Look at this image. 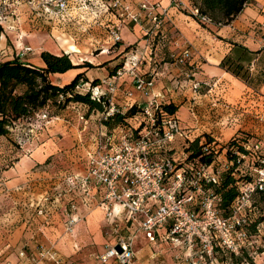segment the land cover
<instances>
[{"label": "crops", "instance_id": "crops-1", "mask_svg": "<svg viewBox=\"0 0 264 264\" xmlns=\"http://www.w3.org/2000/svg\"><path fill=\"white\" fill-rule=\"evenodd\" d=\"M125 1L131 6L138 2V0ZM150 1L168 8V14L164 18L160 30L162 41L158 42L156 48V50L159 49V52H166L168 61L150 62L146 54V44L141 39L143 34L138 25L127 23L121 27L118 32L119 44L116 45V48H112L114 40L99 27L93 32L96 35L102 34L98 40L102 41L99 48L103 52L92 57L91 61H87L93 68L85 72L84 68H80L70 70L62 75H50L51 83L61 87L71 82L79 73H84L86 82L90 83L94 80L99 82L113 75L115 70L124 63V58L129 59L132 55L142 56V58L144 56L137 73L146 81L152 80V85L142 93L137 92L133 87L132 76L123 75L118 81L117 91L112 97L108 95V102L114 107L122 112L131 105L144 109L149 102L154 100L155 96H158L155 99L158 103H171L177 107L175 116L182 125L184 139L188 141L198 138L200 143H203L208 136L214 143L221 146L244 133L250 137L249 142L258 141L264 144V0H251L240 14L228 24L207 26L199 24L183 11L171 7V0ZM103 20L105 23L108 20L107 26L114 23L111 18L103 17ZM125 28L129 30V34L123 33ZM73 45L79 49L80 53L87 50V45ZM131 45H135L136 50L131 49L129 52H124L125 48ZM183 49H188L190 52V65L195 71L189 80L169 57L170 53L179 54ZM39 53L34 56L32 63L36 66H41ZM80 53H70L73 65L83 64L79 61L82 57ZM55 55L57 54L55 53ZM224 59L228 61L231 70L238 72L239 76L222 67L221 63ZM192 81H196L200 85L197 94L192 90ZM128 91L132 93L131 97L126 96ZM128 121L135 124L130 125L131 129L137 128V118ZM64 128L67 131L61 130L64 133L62 139L53 143L49 141L48 145L46 143L44 147L36 149L29 157L25 156L13 164L3 175L4 182L1 185L6 189L5 195H8L13 201V214L10 221L14 224L11 223L12 228L9 230L11 234L7 235L8 242L3 245L0 251L4 254L9 253V259L12 258L13 263L16 261L20 264H30L29 260L35 253L28 252V250L23 251L22 237L27 236L33 238L28 242L31 245L30 248L33 247L32 244L52 248L65 263L77 264L68 255L73 252L72 247L64 246L67 244L64 241L67 237H61V229L65 232L64 211H61L62 220L52 215L48 224L43 226L34 237L28 233L23 234L25 224L21 222L26 218L29 208L27 205L30 202L32 205L35 204V207L40 205L45 208V212L47 211L49 215L54 212L57 215L56 211L63 209L56 198L50 203L43 202L48 191V187L44 186L45 177L41 173L33 172L32 169L36 163H41L49 154L56 152L59 148H67L72 145L78 132L77 127L72 125L68 129L65 126ZM118 130L119 128H116L111 132L121 134L126 131ZM176 139L179 140L182 137ZM3 191L1 188L0 192ZM1 193L0 196L3 195ZM90 196L91 198L77 196L74 199L76 221L71 233L77 238V242L87 238V234H96L99 227H103L104 234L108 236L112 221L121 224L124 236L131 232L138 223L139 218L125 221L122 218L121 207L117 205L113 209V218H106L104 208L100 206L104 198L102 189H91ZM165 231V227H162L158 231L159 236ZM107 240L99 254L112 243V240ZM59 247L68 256L63 254ZM75 250L77 252L78 248L76 247ZM20 251L25 253V258L18 257ZM76 252L74 251V253ZM174 253L175 251L167 245L155 246L149 243L143 234H139L134 243L132 264H173ZM43 264L53 263L46 261ZM108 264H113V262L110 261Z\"/></svg>", "mask_w": 264, "mask_h": 264}, {"label": "built area", "instance_id": "built-area-1", "mask_svg": "<svg viewBox=\"0 0 264 264\" xmlns=\"http://www.w3.org/2000/svg\"><path fill=\"white\" fill-rule=\"evenodd\" d=\"M94 1L96 0H85L80 6L86 8L87 3ZM46 3L54 8L56 15L67 14L73 9L70 6L72 2L67 0H48ZM101 6L106 11H111L113 19L116 20L110 29V36L114 41H119L118 32L127 23L141 27L145 36L161 39L160 30L168 14V8L159 3L138 0L131 6L125 0H111L110 3L104 1ZM170 6L183 11L201 25L212 24L211 19L192 5L190 0H171ZM30 51L29 48H25L21 56ZM171 58L185 78L191 79L195 71L190 65L188 49H183L177 55L172 54ZM141 63L142 57L132 55L125 59L113 75L103 79L100 86H91L88 82H83L77 84L75 91L81 93L79 88L87 86L86 93L93 99L98 100L101 94L112 97L117 90L118 81L123 75L129 74L133 79L134 90L142 93L152 85V80L146 81L137 73ZM191 87L197 94L200 89L199 83L192 81ZM126 96L131 97L132 93L128 91ZM157 97L155 96L142 112V118L150 128H143L138 138H133L131 128L121 134L118 133L119 135L114 131L101 134L95 140L97 151L87 157L85 171L67 178V182L70 183L67 184L65 191H59L56 198L66 196H73V199L77 196L91 198V189H102L104 198L100 206L104 208L106 218H113V209L116 205L121 207L122 218L125 221L139 218L134 229L126 236L121 235L120 223L114 221L110 223L112 243L95 256L97 264H108L110 261L113 264H132L134 243L138 234H143L148 242L155 246L165 244L174 250L173 264H229L227 261H219V253L236 255L242 247L248 248L253 244L244 231L247 224L245 215L246 212H251V197L256 192H264V164L252 170L255 179L240 189L233 202L231 216L221 217L214 208L215 197L209 190L205 191L202 188V181L206 184H216L218 182L216 176L208 174L206 167L199 169L178 167L174 159L161 155L168 144L177 137L185 138V135L176 117H165L160 125H155ZM109 111V115L114 113L113 104L109 103ZM36 118L41 122L52 119L46 110L38 113ZM79 119L83 120V117L79 116ZM139 126L140 124L137 128ZM115 142L117 144L114 146ZM106 146L110 149L103 151ZM245 150L255 152L258 146L247 145ZM155 154L157 156H154ZM46 201L45 197L43 202ZM194 202L198 207L197 213L189 209ZM75 211L76 203L72 202L69 211L65 213L66 233L73 230L76 221ZM37 214L45 215V209L39 208ZM162 227H165L166 231L159 236L158 231ZM18 257L25 258V253L20 251ZM46 261L67 264L52 248L42 246L38 247L29 263L43 264ZM261 264H264V261Z\"/></svg>", "mask_w": 264, "mask_h": 264}, {"label": "rangeland", "instance_id": "rangeland-1", "mask_svg": "<svg viewBox=\"0 0 264 264\" xmlns=\"http://www.w3.org/2000/svg\"><path fill=\"white\" fill-rule=\"evenodd\" d=\"M47 1L48 0H0V27L2 29V33H0V61L11 60L14 57H18L26 63L32 64L34 56H37L39 52L43 51L51 54L56 53L57 55L65 53L70 58L72 55L70 53H80L79 49L73 44H78L79 46L82 44L87 45V50L84 52L81 51L82 53H80L82 57L79 61L82 63L91 61L92 57L103 52H101V48H99L102 41L99 42L98 40L102 37V34L96 35L93 31L100 27L105 34L111 37L110 29H112L116 20L113 19V13L111 11H106L101 6V3L104 1L105 3H110L111 0H96L90 4L87 3L86 8H81L82 6H80L85 0H82V2L80 0H75V3H73L72 0H67L68 2L70 1V3L72 2L70 6L73 7V9L64 15H56L54 8L48 5L46 3ZM103 17L113 19L114 23L107 26L109 24L107 22L108 20H106L105 23ZM140 31H142L143 34L141 39L146 44V54L150 62L152 63L158 60L163 63L168 61L169 59L165 51L159 52V49L156 50L158 42L161 43L162 40L150 35L145 36L141 27ZM123 33L125 35L129 34V30L125 28ZM114 42L112 48L117 47V41ZM129 47L130 49L136 50L135 45ZM25 48H29L31 51L21 56V52L24 51ZM124 60L125 58L123 61ZM143 60L144 56L142 62ZM83 71L85 72L86 69ZM102 81L103 79L96 85H92L91 82L88 83L91 84V86H100ZM83 82L86 81L79 80L78 84H83ZM86 89L87 86L83 88L80 87L79 91L81 93H86ZM108 97L107 95V100ZM60 100H62V98H60ZM107 105H109L108 102ZM88 111V106L81 103H69L66 108L61 111L49 105V107L46 108V112L52 119L41 122L36 116L31 117L28 121L20 123L22 126L18 128V131L10 130L8 135L0 137V189L2 188L4 190L2 192L3 195L0 192L2 195L0 196V239L2 241L0 243V250L3 248V245L8 242L7 235L11 234L9 230L12 228V224H14V222L12 223L10 221L13 214V201L8 195H5L6 189L1 185L4 182L3 175L13 164L25 156L29 157L36 149L44 147L46 143L48 145L49 141L53 143L62 139L64 133L61 130L65 129L64 126L68 129V127L70 128L72 125H76L78 132L76 133V138L72 145L67 148H59L56 152L46 156L41 163H36L32 169L33 172L41 173V175L45 177L44 186L48 187L47 194L44 196V198H47L45 203L52 202L57 197L59 191L62 192L66 190L67 184L70 183V181L67 182V178H71L74 174L85 171L88 155H93V153L97 151L95 140L98 139L101 134L108 132L107 128L103 125L101 113L97 111H89L88 113ZM79 116H82L83 120H80ZM142 119L143 118L139 116L136 123L142 124ZM128 123H131L129 126L135 125L133 122L128 121ZM144 126H146V124H144ZM180 126L182 127V125ZM124 130L127 129L121 127L118 131ZM16 131L25 138V142L22 144L20 150L14 143L16 139L15 135L18 134L15 133ZM23 133H26V136H23ZM135 137H137V135H135ZM189 142L190 141L184 138L179 140L175 139L162 150L161 155L174 159L176 164L182 165V167L189 165L187 162L189 153L186 150L189 146ZM116 144L117 142L114 143V146ZM210 147H213L214 151H216V153L213 154L214 163L212 164V169L220 176L230 167L228 163L229 157H226L222 150L225 146L212 145ZM262 148H264V146ZM109 149L110 147L106 146L103 148V151H108ZM261 153H264V149ZM262 154L259 155L260 158L264 155ZM154 156H157V154ZM154 156L153 158H155ZM254 160H256V158H251L249 162L245 160V163L238 168V177H245V175H247L246 178H243L246 179V181L255 179L252 172V167L256 164ZM194 163L197 165V161ZM186 190L187 187L185 191ZM56 200H59L63 208L62 210L59 209V211H56L57 215L55 212L49 215L46 211L45 215L39 216L37 211L41 208L40 205L35 207V204L32 205L31 202L27 205L29 208L26 212V218L21 220V222L25 224L23 228L24 235L28 233L34 237L43 226L48 224L52 215L62 220L61 211H64V217L66 218V211H69L70 204L75 202L73 196L56 198ZM255 201H257V196L253 195L250 202L252 205L251 212H246L245 215L249 223L258 219L264 220V211L260 210L258 207H253ZM122 231L121 235H123ZM104 232L105 229L99 227L96 234H87V238L80 239V241L77 242V238L73 236V233L66 234L61 229V237H67L64 240L67 244L64 246L70 245L72 247L73 252H70L68 255H70L73 261L77 264H97L95 256L99 254L101 247L107 239H109V241L112 240L113 234L111 231L108 232V236H106ZM26 237L27 236L22 237L23 251L25 252V250H28V252L33 251V253H35L39 245L34 246L32 244L33 247L30 248L31 245L28 244V242L33 238ZM76 247L78 248L77 252L75 250ZM60 251L67 255L62 249H60ZM74 251L76 253H74ZM253 252V257L255 259L253 264H261L264 261V222L258 226ZM226 256L228 257L227 254ZM9 257V253L4 254L0 251V264H20V262L17 263L16 261L13 263L12 258L9 259Z\"/></svg>", "mask_w": 264, "mask_h": 264}, {"label": "trees", "instance_id": "trees-1", "mask_svg": "<svg viewBox=\"0 0 264 264\" xmlns=\"http://www.w3.org/2000/svg\"><path fill=\"white\" fill-rule=\"evenodd\" d=\"M192 5L196 6L204 15L208 16L212 24L225 25L230 23L242 9L251 2V0H190ZM207 26V25H203ZM0 33L2 29L0 27ZM119 42H116V45ZM130 47H126L124 52H128ZM131 50V49H130ZM123 52V53H124ZM170 53V60L173 62ZM177 55V54H176ZM39 59L41 66H36L31 63L14 57L11 60L0 61V137L8 135L10 130H17L22 125L23 121H28L31 117H35L38 113L46 110L49 105H52L59 111L64 110L69 103H81L88 106L90 112L97 111L102 115V122L108 132L116 128H130L128 120L142 117L143 108H139L136 105L129 106L124 112L115 107V111L112 115L109 111V105H107V96L101 94L99 99H93L89 93H78L75 91L79 80H85L84 73L77 74L71 82L61 87L56 86L49 80L50 75H62L73 69L84 68L86 70L93 68L91 64L84 62L81 65H73L67 54H51L43 51L39 53ZM222 67L227 70H231L230 65L226 59L221 63ZM233 74L239 76V73L235 70H231ZM241 77H243L241 75ZM92 85L98 84L97 80L91 82ZM60 96L62 100H60ZM109 103V102H108ZM88 111V113H89ZM177 107L171 103H158V108L155 111L156 126L160 125L165 117H176L175 112ZM177 118V117H176ZM178 119V118H177ZM179 120V119H178ZM140 126L136 129H132L133 138L140 137V132L143 128H150L144 119L141 120ZM146 124V126H144ZM16 134L14 143L20 150L22 144L25 142V138ZM23 132V131H22ZM28 132V131H27ZM137 135V137H135ZM26 136V133H23ZM249 136L241 133L236 137L230 139L223 146V152L226 157H229V168L222 175H217L212 169L213 154L216 153L212 145L216 146L212 139L206 136V140L200 143L196 138L189 142V146L186 149L189 153L187 162L189 165H185L184 168L199 169L200 167H206L208 174H213L217 178L216 184H206L202 181L203 190H209L215 197L214 208L217 213L223 217L228 218L232 214V205L236 197L240 193V189L244 185L251 183L253 180L246 181L245 177H238V168L245 163V160L249 162L251 158H256L255 167H260L264 164V153L261 151L264 144L256 141L249 142ZM258 146V150L246 151L245 146ZM263 156L260 158L259 155ZM244 157V158H242ZM197 161V165H195ZM254 163V162H253ZM182 167V165H178ZM251 174V173H250ZM254 174V173H253ZM251 176V175H249ZM81 190V189H80ZM82 194V191H80ZM198 196L199 194L196 193ZM257 201L253 204V207H258L264 211V192H256ZM190 210H195L197 213L198 207L194 202L189 206ZM264 222L263 219H258L244 226V231L247 238L253 241L251 247H242L238 254L226 253L223 255L219 253V261H227L229 264H253V249L255 238L257 237L258 226Z\"/></svg>", "mask_w": 264, "mask_h": 264}]
</instances>
